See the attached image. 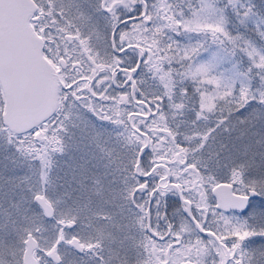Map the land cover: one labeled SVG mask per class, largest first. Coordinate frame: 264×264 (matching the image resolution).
Instances as JSON below:
<instances>
[{
	"label": "snow or ice",
	"instance_id": "obj_1",
	"mask_svg": "<svg viewBox=\"0 0 264 264\" xmlns=\"http://www.w3.org/2000/svg\"><path fill=\"white\" fill-rule=\"evenodd\" d=\"M0 264H264V0H0Z\"/></svg>",
	"mask_w": 264,
	"mask_h": 264
}]
</instances>
